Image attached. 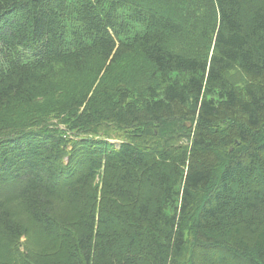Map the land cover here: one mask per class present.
Returning a JSON list of instances; mask_svg holds the SVG:
<instances>
[{
  "label": "trees",
  "instance_id": "1",
  "mask_svg": "<svg viewBox=\"0 0 264 264\" xmlns=\"http://www.w3.org/2000/svg\"><path fill=\"white\" fill-rule=\"evenodd\" d=\"M212 1L201 57L168 48L184 22L142 0H0L3 249L25 237L24 264H264V0ZM133 52L160 81L139 100L118 86L98 110H35L63 94L56 66Z\"/></svg>",
  "mask_w": 264,
  "mask_h": 264
},
{
  "label": "rangeland",
  "instance_id": "2",
  "mask_svg": "<svg viewBox=\"0 0 264 264\" xmlns=\"http://www.w3.org/2000/svg\"><path fill=\"white\" fill-rule=\"evenodd\" d=\"M142 2L151 4L153 8H159L161 12L174 17L178 22H184L185 35H174L170 44L167 45L168 48L175 52L201 57L212 54L214 32L206 25L210 16L213 17L211 10H206V7L210 9L212 0H142ZM112 62L103 64L100 58H97L90 62L86 70L80 74L67 72L61 66H56L53 77L55 85L59 90H63L62 96L69 94L70 97L61 103L57 102L62 96L55 97L56 99L49 98L36 106L35 110L42 111L38 114L58 117L59 112L53 109H59L58 106L61 105L64 109L67 107L65 105L71 104L68 110H71L73 106H77L79 110L66 114L75 112L82 114L85 109L103 108V105L112 98L119 99L116 93L118 86H122L123 89L128 88L133 99L138 100L148 87H160L159 79L154 76V69L138 52L126 54ZM229 78L239 90H244L250 82V78L238 67L232 70ZM72 97L75 99L71 102ZM109 140L116 145L120 142L116 137ZM5 244L8 243L0 241V264H24L19 254L28 253L31 243L22 237L15 242L16 250L13 252L3 249Z\"/></svg>",
  "mask_w": 264,
  "mask_h": 264
}]
</instances>
